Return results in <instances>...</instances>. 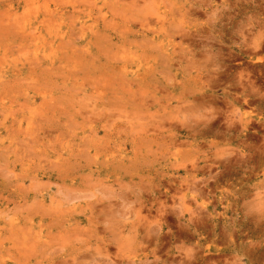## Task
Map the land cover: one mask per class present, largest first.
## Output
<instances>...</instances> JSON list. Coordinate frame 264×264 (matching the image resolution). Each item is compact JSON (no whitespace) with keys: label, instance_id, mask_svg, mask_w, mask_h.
<instances>
[{"label":"rangeland","instance_id":"374dc122","mask_svg":"<svg viewBox=\"0 0 264 264\" xmlns=\"http://www.w3.org/2000/svg\"><path fill=\"white\" fill-rule=\"evenodd\" d=\"M0 264H264V0H0Z\"/></svg>","mask_w":264,"mask_h":264},{"label":"bare ground","instance_id":"6f19581e","mask_svg":"<svg viewBox=\"0 0 264 264\" xmlns=\"http://www.w3.org/2000/svg\"><path fill=\"white\" fill-rule=\"evenodd\" d=\"M135 99V98H134ZM162 125V124H161ZM19 235V234H18ZM85 235V234H84ZM65 260V259H64ZM69 260V259H68Z\"/></svg>","mask_w":264,"mask_h":264}]
</instances>
